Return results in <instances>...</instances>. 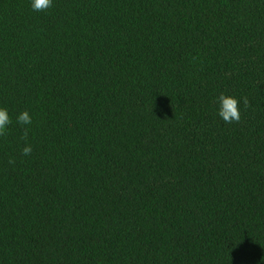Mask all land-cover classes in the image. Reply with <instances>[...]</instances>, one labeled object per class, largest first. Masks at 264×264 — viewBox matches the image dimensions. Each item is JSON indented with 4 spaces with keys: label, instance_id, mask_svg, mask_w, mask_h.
I'll return each instance as SVG.
<instances>
[{
    "label": "trees",
    "instance_id": "trees-1",
    "mask_svg": "<svg viewBox=\"0 0 264 264\" xmlns=\"http://www.w3.org/2000/svg\"><path fill=\"white\" fill-rule=\"evenodd\" d=\"M0 107V264H264V0H0Z\"/></svg>",
    "mask_w": 264,
    "mask_h": 264
},
{
    "label": "clouds",
    "instance_id": "clouds-1",
    "mask_svg": "<svg viewBox=\"0 0 264 264\" xmlns=\"http://www.w3.org/2000/svg\"><path fill=\"white\" fill-rule=\"evenodd\" d=\"M30 6L33 11H44L52 6V0H30ZM240 101L233 95L225 92H219L214 97V104L216 115L225 123H232L240 119L239 105ZM244 103H247L245 100ZM12 123V119L9 116L8 109L6 107H0V135H4L8 129V126ZM16 123L24 127L22 138L26 141L29 128L32 124V117L27 110H22L16 115ZM32 146L28 143L21 149V154L24 156L30 155ZM9 163H12L10 160Z\"/></svg>",
    "mask_w": 264,
    "mask_h": 264
}]
</instances>
